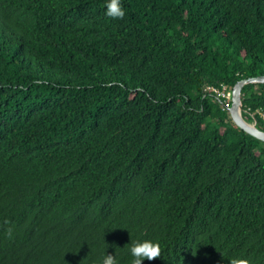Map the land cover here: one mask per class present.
Masks as SVG:
<instances>
[{
  "label": "trees",
  "instance_id": "obj_1",
  "mask_svg": "<svg viewBox=\"0 0 264 264\" xmlns=\"http://www.w3.org/2000/svg\"><path fill=\"white\" fill-rule=\"evenodd\" d=\"M107 2L0 0V264H264V0Z\"/></svg>",
  "mask_w": 264,
  "mask_h": 264
},
{
  "label": "clouds",
  "instance_id": "obj_2",
  "mask_svg": "<svg viewBox=\"0 0 264 264\" xmlns=\"http://www.w3.org/2000/svg\"><path fill=\"white\" fill-rule=\"evenodd\" d=\"M105 14L111 19H123L125 16V10L121 5V0H108ZM252 124H254V122H252ZM4 224L8 225L9 222L4 221ZM4 232L7 238L11 239L13 237L12 226L9 225L6 227ZM130 253L133 257L131 264H142L144 260L153 261L160 259L162 250L159 243L144 240L142 242H134L130 247ZM102 264H118V262L114 255L106 254ZM241 264H247V262L244 261L241 262Z\"/></svg>",
  "mask_w": 264,
  "mask_h": 264
},
{
  "label": "water",
  "instance_id": "obj_3",
  "mask_svg": "<svg viewBox=\"0 0 264 264\" xmlns=\"http://www.w3.org/2000/svg\"><path fill=\"white\" fill-rule=\"evenodd\" d=\"M252 83H264V75L243 79L237 83L233 91V103L227 110L232 114L235 123L250 135L264 141V131L258 126L248 122L243 114L242 91L245 85Z\"/></svg>",
  "mask_w": 264,
  "mask_h": 264
},
{
  "label": "built area",
  "instance_id": "obj_4",
  "mask_svg": "<svg viewBox=\"0 0 264 264\" xmlns=\"http://www.w3.org/2000/svg\"><path fill=\"white\" fill-rule=\"evenodd\" d=\"M209 88L212 89V90H214L220 96H222V97H224L226 99H231V97H232V92L229 91L226 86H224L223 88H211V87H209ZM262 116L264 118V114H262ZM254 124L255 125L257 124V121L256 120L254 121Z\"/></svg>",
  "mask_w": 264,
  "mask_h": 264
},
{
  "label": "rangeland",
  "instance_id": "obj_5",
  "mask_svg": "<svg viewBox=\"0 0 264 264\" xmlns=\"http://www.w3.org/2000/svg\"><path fill=\"white\" fill-rule=\"evenodd\" d=\"M261 118H263V116H261Z\"/></svg>",
  "mask_w": 264,
  "mask_h": 264
}]
</instances>
